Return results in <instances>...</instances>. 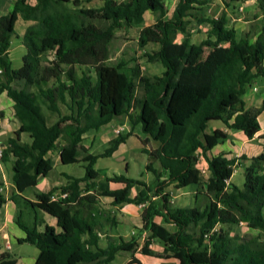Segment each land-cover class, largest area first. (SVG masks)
I'll use <instances>...</instances> for the list:
<instances>
[{"label": "trees", "instance_id": "16d2710c", "mask_svg": "<svg viewBox=\"0 0 264 264\" xmlns=\"http://www.w3.org/2000/svg\"><path fill=\"white\" fill-rule=\"evenodd\" d=\"M94 1H100L98 8L84 6ZM166 1L16 0L13 9L0 17V94L5 92L13 102V115L20 124L15 137L5 144L6 152L15 158L16 190L23 193L35 187L39 176L51 172L46 155L59 142L61 164H85L83 177L66 176V184L58 189L65 198L52 200L53 190L36 194L31 203L54 217L59 231L46 226L36 232L17 220L26 234L18 243L38 250L34 264H110L117 254L137 251L175 259L178 264H264L260 236H231L224 229L245 223L264 236V152L245 167L244 184L239 188L229 184L235 160L206 156L225 141L226 133L205 134L210 121H221L249 139L260 131L257 118L264 112V101L258 109L245 110L242 97L255 79H264V35L255 40L247 33L238 37L225 15L204 18L210 0H177L166 19ZM256 3L264 9V0ZM146 12L158 17L140 30L137 46L158 45L146 58L164 69L152 77L141 73L136 58L124 53L112 58L110 54L115 32L142 24ZM19 14L35 24L24 36L27 52L22 67L14 70L8 58L9 36ZM189 18L210 27L207 38L198 45L191 44ZM178 35L182 37L181 52L169 56ZM49 53L53 56L46 62L43 58ZM137 87L143 92L141 99L136 97ZM119 117H127L132 127L140 125L143 134L160 144L149 149L148 139L141 141L142 152L149 159L145 169L154 176L149 185L124 175L99 180L96 160L110 157L125 136L118 135L99 155L88 153L82 145L86 132ZM21 133L29 134L30 144L19 142ZM199 156L207 163V180L197 168ZM111 183L124 187L112 190ZM136 185L142 189L131 198L130 190ZM171 185L177 189L196 185L195 206L169 208L170 196L165 190ZM100 197L112 198L113 206L142 205L141 231L128 242L99 247L97 229L103 222L115 225L112 216L99 210ZM4 203L0 194V208ZM155 217L172 229L156 223ZM143 232L149 235L140 247ZM154 240L162 243L161 253L149 249ZM130 262L138 264L135 259ZM0 264H15V260L0 253Z\"/></svg>", "mask_w": 264, "mask_h": 264}, {"label": "crops", "instance_id": "0c3cea01", "mask_svg": "<svg viewBox=\"0 0 264 264\" xmlns=\"http://www.w3.org/2000/svg\"><path fill=\"white\" fill-rule=\"evenodd\" d=\"M15 1L16 0H0V17L7 15L13 9ZM168 1H172V2L174 1L173 5L175 7L177 0H167L165 2V5L167 4ZM221 1L225 2L226 0H221ZM248 2H253L254 5L258 8L256 0H249L243 3H234V4H231L228 1L227 6L228 7L239 6V9L243 11L244 6H246ZM173 9L167 8L168 13L166 19L170 18ZM258 10L261 13H264V9L260 10L258 8ZM169 11L172 12L170 13ZM247 12L248 11L245 10V13ZM157 17H158L157 14L146 12L143 16V23L138 26H133L131 28H138L141 30L144 27L154 24L155 21L157 20ZM204 18L217 19V18L209 17L206 14H204ZM33 24H35V21L30 19H25L23 14H19L13 27V34L9 36L10 46L8 51V58L10 61L11 68L14 70H17L22 67L23 57L27 52V44L24 41V36L26 34L27 28ZM228 25H229V19H228ZM206 26L208 29L205 32V39L207 38V33L210 28L209 25ZM234 29L236 31L237 36L240 37L242 34L237 31L236 27H234ZM249 35L251 37V40H255L259 36L264 35V26H261L259 29H256L254 33H251ZM205 39H203L202 41H204ZM191 44H193L192 41ZM194 45H198V44H194ZM163 71L161 72V74L163 73ZM260 79L262 78L255 79L252 86L245 92V94L242 97L245 110L258 109L261 107V104L264 101V83L263 84L261 83L262 84L261 91H259V89H257L256 87ZM142 96H143L142 90L137 87L136 97L138 99H141ZM0 114H1L0 194L5 200V203L0 208V240L4 243L5 250L3 251L0 246V253L8 254L10 257H12L10 252L13 250L14 243L17 244L19 247H22L23 245L27 244V243H18L19 240L25 238L26 234L17 225V220H19L20 223L25 225L28 229L35 230L36 232L44 231L46 226H51L55 228L57 231H59V229L56 226V219L54 217L46 214L45 212L31 205V203H34L36 201L35 199L36 194L49 193L52 192L53 190H56L51 196V198L52 197L60 198V195L62 193L59 192L58 189L66 184L67 182L66 176L74 177V178H81V177L74 176L71 173H66L64 171H61L59 173V177L50 176L53 173L55 167H58L59 165L67 166L61 164L60 162L59 152H60V147L62 146V142H59L58 148H56L53 151H50L46 155V158L50 160L52 165L51 172L46 177L39 176L37 178L35 187L27 189L23 193H19L16 190L13 183L12 167L14 165L15 158L11 154H8L6 152L5 144L8 139L15 137V132L19 129L20 124L17 121V119L14 118L13 115V102L6 96L5 92L0 94ZM261 117H264V112H262L258 116L257 120H259ZM259 126H260V131L252 139H249L241 131L227 129L226 126L221 121H210L207 124V127L205 129V134L210 135L216 130L226 133L227 138L225 139V141L213 147L209 152L206 153V156L211 158L214 156L223 155L227 160H235L236 163L234 166L233 174L229 179V184L241 188L244 184L245 167H248L250 165V160L252 158L257 157L264 152V122L262 125L259 123ZM116 129H121L122 132L119 135L125 136L126 139L123 143H121L118 146L117 150L110 157L99 158L96 160V163L94 165V169L96 172H97L96 166L100 159H107L110 161L109 162L110 164L114 160H117L116 158H118L121 154L125 153L128 150L140 151L142 155H146L142 152V149L144 148L143 144L141 143L142 140L148 139L149 142L147 144L151 146L149 149H157L160 146L158 142L149 139L147 135L143 134L140 125H136L132 127L127 117H119V118H114L110 123L100 127L97 130H89L88 132H86L82 136L83 147L90 154L93 155L101 154L105 149L108 148L109 142L118 136L117 134H115ZM132 140L133 143L132 146L130 147L131 149L129 147L127 149V145ZM19 142L21 144H30L31 138L29 134L21 133L19 135ZM148 163H149V159L147 158L146 166L148 165ZM153 167L155 169H158L159 168L158 163H154ZM124 168H125L124 173H122V171L120 172L119 169H117L115 171H112L114 173H109L108 175H106L105 179L112 178L113 176H117V175H124L125 177L130 178L127 175L128 164H126ZM197 168L205 170L206 171L205 174H208L209 177V171L207 169V163L204 157L199 156V162ZM152 182L153 181H149L146 184L149 185ZM84 186H85L84 182L80 183L81 188H84ZM123 187H124L123 184H114V183L110 184V189L112 190L121 189ZM141 189H142L141 186L138 185L134 186L130 190V197L131 198L135 197L141 191ZM165 191L170 196L169 204H168L169 208L172 209L192 208L195 206L196 191H197L196 185H189L187 187L179 188V189L171 185ZM112 201H113L112 198L109 197L99 198V203H98L99 210L112 216L115 221L114 226L110 222H103L102 228L97 229V233L99 237L98 244L99 247L101 248H106L109 243L117 244L120 240L124 242L130 241L139 231H141L143 226V222L141 219V210L143 208L142 205L136 206L133 204H121V205L113 206ZM154 221L167 229L170 230L172 229V227L166 224L160 217H155ZM148 235L149 234L147 232H143L142 235L139 237L140 247L144 244ZM149 249L155 253H161L163 249V245L158 240H154L149 244ZM37 255L34 258H29V259L20 258L19 263L21 262V264H34ZM131 259L137 260L138 264H178V262L175 259L149 257L141 254L139 251H137L134 254H130V253L117 254L110 264H133L130 262ZM19 263L18 261L15 260V264H19Z\"/></svg>", "mask_w": 264, "mask_h": 264}, {"label": "rangeland", "instance_id": "374dc122", "mask_svg": "<svg viewBox=\"0 0 264 264\" xmlns=\"http://www.w3.org/2000/svg\"><path fill=\"white\" fill-rule=\"evenodd\" d=\"M119 1V0H118ZM174 1H168L167 2V8L173 9ZM228 1L226 0H210L208 7L205 9V14L212 18H220L221 16L225 15L229 19V25L231 27H236L237 31L241 34L246 33H254L256 29H259L261 26H264V13H261L258 8L254 5L253 2H248L246 6H244L243 11L239 9V6H227ZM100 1H94L88 4H85L84 6L87 8H98L100 6ZM247 8V9H245ZM245 10L248 11L245 13ZM170 13L172 11H169ZM190 21L188 29L191 34V41L193 44H199L203 39H205V32L208 29L206 25L198 24L195 19H188ZM138 28H131V29H122L117 30L115 32V39L111 43L110 46V54L112 58L119 57L122 53L125 54L127 58L134 57L138 60V64L141 69V73L145 76H155L160 75L163 71L162 66L160 63H150L147 61L146 54H149L155 50L158 49V45L156 44H150L144 49H140L137 46V37L139 34ZM181 42L182 37L180 35L177 36V39L174 42V46L170 48L168 51V55L172 57H176L181 52ZM209 50H205V56H208ZM220 55V50H218L217 56ZM52 54L49 53L47 57H44V60H50L52 58ZM45 62V61H44ZM45 62V63H46ZM174 64H177V60H174ZM127 75L129 78L132 77L129 71H127ZM264 83V80L260 79L258 84L256 85L257 89L261 91L262 84ZM259 123L262 125L264 122V117H261L259 120ZM212 126V125H211ZM133 140L127 145L130 148L132 146ZM148 148H150V145H146ZM131 149V148H130ZM146 155H142L140 151L136 150H128L125 153L121 154L117 160H114L112 163L109 164V160L107 159H100L96 170L98 172L99 180H104L106 175L109 173H114L112 171H115L119 169V171L124 173V167L126 164H128V170L127 175L132 179L141 180L145 183H148L149 181L154 180V176L152 173L146 171ZM84 163H79L75 165H67V166H61L55 167L53 170V173L50 176L53 177H59V173L61 171H64L66 173H71L74 176L77 177H83L84 176ZM208 174L203 175V179H208ZM237 178V177H236ZM225 230L229 232L231 236H239V237H245V238H251V237H257L260 236L261 240L264 241V236H262L258 231L250 230L245 223H240L238 225H232V226H225ZM0 246L2 250L4 251V243L0 240ZM11 256L18 261L20 258H34L38 250L31 245L25 244L22 247H19L17 244H13V250L10 252ZM18 253V254H16ZM21 264V262L19 263Z\"/></svg>", "mask_w": 264, "mask_h": 264}, {"label": "built area", "instance_id": "2783aa9c", "mask_svg": "<svg viewBox=\"0 0 264 264\" xmlns=\"http://www.w3.org/2000/svg\"><path fill=\"white\" fill-rule=\"evenodd\" d=\"M122 132V130L121 129H116L115 130V134H117V135H119L120 133ZM200 170V173H201V175H202V177H203V175H205V170H203V169H199ZM66 197V194L65 193H62L61 195H60V198H65ZM52 200H56L57 198L56 197H52L51 198ZM7 248H9V247H7Z\"/></svg>", "mask_w": 264, "mask_h": 264}]
</instances>
